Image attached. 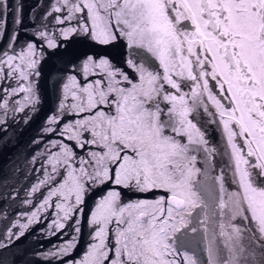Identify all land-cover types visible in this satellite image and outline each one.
Wrapping results in <instances>:
<instances>
[{
    "label": "snow or ice",
    "instance_id": "obj_1",
    "mask_svg": "<svg viewBox=\"0 0 264 264\" xmlns=\"http://www.w3.org/2000/svg\"><path fill=\"white\" fill-rule=\"evenodd\" d=\"M45 108L0 264H264V0H0V151Z\"/></svg>",
    "mask_w": 264,
    "mask_h": 264
},
{
    "label": "water",
    "instance_id": "obj_2",
    "mask_svg": "<svg viewBox=\"0 0 264 264\" xmlns=\"http://www.w3.org/2000/svg\"><path fill=\"white\" fill-rule=\"evenodd\" d=\"M19 2L20 0H15V5L18 6ZM9 3L10 5H13L14 0H9ZM48 3L49 0H23V12L25 17V23H27L28 21L29 12L31 9H33L38 4H44L46 7ZM43 11L44 8H40L37 14ZM9 26H11V16H9ZM46 114H47V108H45V111L42 112L40 116L35 121H33L31 126L24 131L23 135L20 136L19 143L16 149H7L0 151V170H4L3 172H0V180L4 178V174L6 172L5 166L8 165L10 167L9 161H11L15 157L17 151L25 152L27 150L28 142L31 140L33 135H35L36 130L39 128L41 121L44 119V116ZM208 131H209L210 142L214 146L222 150V140L220 137V133L215 130V126H210ZM9 134L11 135V133ZM225 159L226 158L217 156L215 161L216 165L223 167L225 163ZM226 187L232 188L233 186L226 185ZM44 243L45 245H47L49 241H44Z\"/></svg>",
    "mask_w": 264,
    "mask_h": 264
}]
</instances>
